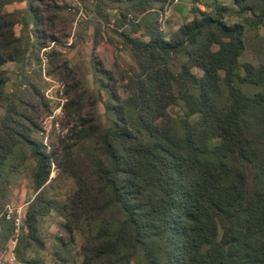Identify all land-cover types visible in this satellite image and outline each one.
Segmentation results:
<instances>
[{
    "label": "trees",
    "instance_id": "trees-1",
    "mask_svg": "<svg viewBox=\"0 0 264 264\" xmlns=\"http://www.w3.org/2000/svg\"><path fill=\"white\" fill-rule=\"evenodd\" d=\"M15 1L25 8L6 11ZM199 1L167 36L155 7L167 0H96L108 24L104 9L117 4L112 30L136 65L120 73L123 92L101 69L92 91L52 50L67 133L51 147L34 135L51 113L45 94L23 73L7 91L1 66L28 52L39 62L60 40L61 8L0 0V210L33 164L35 195L14 249L21 264H44L40 222L53 210L62 252L83 238L81 264H264V0H211L204 10ZM248 49L256 62L242 60ZM62 177L72 187L57 194Z\"/></svg>",
    "mask_w": 264,
    "mask_h": 264
},
{
    "label": "rangeland",
    "instance_id": "rangeland-1",
    "mask_svg": "<svg viewBox=\"0 0 264 264\" xmlns=\"http://www.w3.org/2000/svg\"><path fill=\"white\" fill-rule=\"evenodd\" d=\"M61 8V20H58L55 28L59 41L50 42L48 46L39 51L40 61L27 53L24 62H5L1 70L6 77V90L11 91L21 81L22 73L31 80L45 94L49 101L51 113L40 120L43 132L35 133V137L43 140L53 147L67 133L66 123L63 113V105L66 102L65 84L60 75L55 71L56 66L51 63L49 54L56 50L62 57L69 60L70 66L75 70L85 86L92 91H98V83L95 80L105 79L101 70L110 71L119 81L123 70H130L136 65V61L131 51L123 46L120 38L113 32L114 18L116 17L117 4L106 6L104 12L111 15L112 23L106 20L96 11V0H54ZM209 0H200L195 3L202 10L206 9L204 3ZM25 2L15 1L5 6L6 11L24 9ZM192 0H167L158 8V19L163 32L169 36L175 32L179 26L189 21L193 17L191 7ZM135 21L143 20L141 15L131 16ZM18 35L25 36V32L20 25L15 27ZM260 34L264 36V27L260 29ZM138 35V34H135ZM33 39L34 36L30 34ZM250 46H253L252 44ZM242 60L257 61L256 54L248 49L242 56ZM179 60L172 62L177 66ZM101 69V70H100ZM196 72L199 73L198 70ZM105 74V73H104ZM116 80V81H117ZM124 83H118L120 91L123 92ZM102 114L104 107L98 104ZM178 110V107H176ZM3 109H1V112ZM65 122V124H64ZM33 164L29 163L14 180L13 186L7 192L5 204L0 210V264H21L15 257V239L23 224L25 213L29 201L34 198L35 191L32 183ZM56 175L53 169L51 176ZM72 187L69 178L59 180L55 185V193H66ZM7 218L5 219L4 216ZM19 220V230L13 222ZM63 217L55 210L47 214L40 222V231L44 241V248L36 253V257L44 264H81L83 256L80 253L83 238L77 234L76 243L71 245L68 252H62L58 247V237L62 230L60 222ZM62 258L66 260L63 261ZM132 264H136L133 262Z\"/></svg>",
    "mask_w": 264,
    "mask_h": 264
},
{
    "label": "built area",
    "instance_id": "built-area-1",
    "mask_svg": "<svg viewBox=\"0 0 264 264\" xmlns=\"http://www.w3.org/2000/svg\"><path fill=\"white\" fill-rule=\"evenodd\" d=\"M15 225L17 226V228H16V231L18 232V228H19V220H15ZM18 234H19V232L17 233V236H18ZM16 242H17V238L15 239V245H16Z\"/></svg>",
    "mask_w": 264,
    "mask_h": 264
},
{
    "label": "crops",
    "instance_id": "crops-1",
    "mask_svg": "<svg viewBox=\"0 0 264 264\" xmlns=\"http://www.w3.org/2000/svg\"><path fill=\"white\" fill-rule=\"evenodd\" d=\"M209 1H211V0H209ZM209 1H208V2H209Z\"/></svg>",
    "mask_w": 264,
    "mask_h": 264
}]
</instances>
